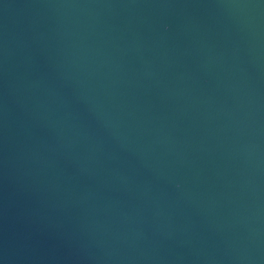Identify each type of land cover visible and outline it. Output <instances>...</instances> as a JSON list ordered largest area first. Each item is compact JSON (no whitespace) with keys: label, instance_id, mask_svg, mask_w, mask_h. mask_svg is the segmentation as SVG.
<instances>
[{"label":"water","instance_id":"obj_1","mask_svg":"<svg viewBox=\"0 0 264 264\" xmlns=\"http://www.w3.org/2000/svg\"><path fill=\"white\" fill-rule=\"evenodd\" d=\"M0 264H264V0H0Z\"/></svg>","mask_w":264,"mask_h":264}]
</instances>
